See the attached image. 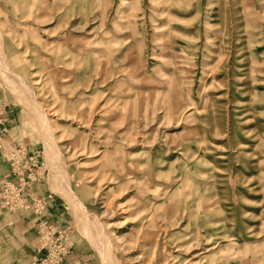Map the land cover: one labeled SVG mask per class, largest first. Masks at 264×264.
I'll use <instances>...</instances> for the list:
<instances>
[{"label":"rangeland","instance_id":"374dc122","mask_svg":"<svg viewBox=\"0 0 264 264\" xmlns=\"http://www.w3.org/2000/svg\"><path fill=\"white\" fill-rule=\"evenodd\" d=\"M1 111L0 264H264V0H0Z\"/></svg>","mask_w":264,"mask_h":264},{"label":"built area","instance_id":"2783aa9c","mask_svg":"<svg viewBox=\"0 0 264 264\" xmlns=\"http://www.w3.org/2000/svg\"><path fill=\"white\" fill-rule=\"evenodd\" d=\"M7 121V114L5 111L0 112V138L2 137L3 128ZM19 153L17 155L16 153ZM11 157L12 168L5 176L4 179L0 181V206L7 205H16L21 204L26 198L25 188L29 186L30 182L28 181V177L26 176L28 169L26 166H18L14 163H18L17 158L22 156L24 151H17ZM24 159H26V155H24ZM28 200V199H26ZM35 264V263H34Z\"/></svg>","mask_w":264,"mask_h":264},{"label":"bare ground","instance_id":"6f19581e","mask_svg":"<svg viewBox=\"0 0 264 264\" xmlns=\"http://www.w3.org/2000/svg\"><path fill=\"white\" fill-rule=\"evenodd\" d=\"M38 84V83H37ZM43 122H45V125L47 124V118L43 119Z\"/></svg>","mask_w":264,"mask_h":264}]
</instances>
